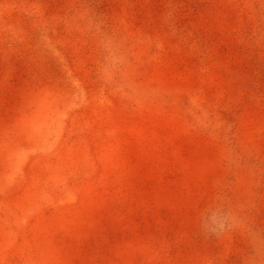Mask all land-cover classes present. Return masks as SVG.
<instances>
[{
  "label": "rangeland",
  "instance_id": "rangeland-1",
  "mask_svg": "<svg viewBox=\"0 0 264 264\" xmlns=\"http://www.w3.org/2000/svg\"><path fill=\"white\" fill-rule=\"evenodd\" d=\"M0 264H264V0H0Z\"/></svg>",
  "mask_w": 264,
  "mask_h": 264
}]
</instances>
